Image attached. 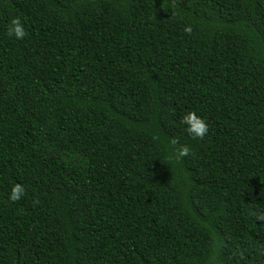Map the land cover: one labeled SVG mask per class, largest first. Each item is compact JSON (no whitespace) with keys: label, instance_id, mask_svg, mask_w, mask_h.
I'll list each match as a JSON object with an SVG mask.
<instances>
[{"label":"trees","instance_id":"trees-1","mask_svg":"<svg viewBox=\"0 0 264 264\" xmlns=\"http://www.w3.org/2000/svg\"><path fill=\"white\" fill-rule=\"evenodd\" d=\"M256 209L264 0H0V264H264Z\"/></svg>","mask_w":264,"mask_h":264},{"label":"clouds","instance_id":"clouds-1","mask_svg":"<svg viewBox=\"0 0 264 264\" xmlns=\"http://www.w3.org/2000/svg\"><path fill=\"white\" fill-rule=\"evenodd\" d=\"M185 31H190V28H186ZM6 35L9 38H15L17 40L22 39L25 35V29L20 21L19 17H13L7 29ZM181 123L185 125V131L193 139H202L208 132V125L206 120L198 115L196 111L189 110L184 113L181 117ZM173 146L178 145V141L173 139L170 141ZM189 153V147L187 145L180 144L174 147V156L176 159L187 155ZM22 195V189L20 185H15L12 189L11 198L17 200ZM252 217L258 223H264V211L259 209L253 210L251 212Z\"/></svg>","mask_w":264,"mask_h":264}]
</instances>
